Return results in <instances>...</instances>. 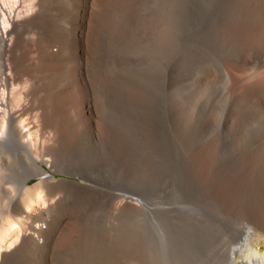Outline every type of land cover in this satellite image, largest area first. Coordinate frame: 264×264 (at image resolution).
<instances>
[{
    "label": "rangeland",
    "instance_id": "374dc122",
    "mask_svg": "<svg viewBox=\"0 0 264 264\" xmlns=\"http://www.w3.org/2000/svg\"><path fill=\"white\" fill-rule=\"evenodd\" d=\"M252 1L128 0L118 31L105 41L113 77L83 90L91 127H64L60 140L36 154L51 156L56 173L29 181L34 187L54 176L84 186L63 182L54 207L62 221L73 212L75 231L59 239L60 248L50 241L24 246L2 264H236L248 253L233 257L246 233L247 248L264 255V233L246 222L264 213V172L257 170L264 161V89L239 95L242 82L257 80L264 68L243 80L227 72L259 42ZM3 11L2 29L4 19L20 22L35 8L32 0H6ZM65 83L50 95L68 93ZM74 95L58 122L80 110ZM38 99L52 109L43 92ZM10 147L2 148V209L20 199L29 165L23 150ZM115 194L141 203L143 215L117 208ZM37 215L43 228L53 218L50 210ZM20 218L26 230L32 220Z\"/></svg>",
    "mask_w": 264,
    "mask_h": 264
},
{
    "label": "bare ground",
    "instance_id": "6f19581e",
    "mask_svg": "<svg viewBox=\"0 0 264 264\" xmlns=\"http://www.w3.org/2000/svg\"><path fill=\"white\" fill-rule=\"evenodd\" d=\"M0 3L6 6V0H0ZM32 3L35 8L33 13L20 22L15 18L10 21L4 19L5 26L0 28V264L11 253L24 246H38L41 242L50 241L54 248H60L59 239L75 231V221H72L75 218H71L73 212L68 211L65 214L68 219L62 221L61 215L54 207L63 197V182L84 186L68 180L57 181L54 176L44 177L34 187H30L29 181L37 176H46L50 172L52 175L56 173L51 156L36 154H42L51 140H60L65 134L64 127H91V99L83 90L90 87L95 90L99 84L112 79L108 44L105 41L118 31L120 12L128 4V0H68L66 4H63V0H32ZM3 5H0V15ZM249 8L255 10L254 26H257L259 42L257 47L248 54H242L235 60V64L227 67L230 76L237 72L241 80L244 79L243 75H248L249 70L264 68V0H253ZM62 20L66 22V26L61 24ZM56 46H60L61 50L55 51ZM59 79H62L61 82ZM64 80L68 89L73 91L65 93L64 89L51 96V91ZM70 85L80 87V92L77 93L69 87ZM256 89H264L263 70L258 74L257 80L242 82L239 95L241 97L250 94ZM40 91L49 97L44 104L53 105L51 110L50 107H44V110L37 104V100L40 101ZM75 92L79 98L77 106L79 105L80 110H74L70 117L58 122L59 115L69 112L65 108L70 104L69 98ZM35 116L38 122L33 120ZM7 145L13 146L10 147L12 149L23 150L28 155L29 165L20 186V199H11L2 209V189H5L2 148ZM201 165L205 171L208 169L204 157L201 158ZM257 170L260 174L264 172V161L258 164ZM85 185L93 187L90 184ZM224 189L225 187H222L220 190ZM112 197L121 199L117 207L121 208L120 210L134 212L136 209L143 215L141 203L120 194ZM145 209V215L149 216L151 209L147 205ZM48 210L53 218L49 225L43 228L38 224L40 219L38 215L35 217V213L45 214ZM2 217L6 219L5 222H2ZM20 217L32 220L26 230V223L24 224ZM58 221L59 223H56ZM246 222L264 233V213L251 214ZM247 237L246 233L239 246L233 250V257H236V250L248 252L239 253L241 259L236 264H264V255L251 252L247 248Z\"/></svg>",
    "mask_w": 264,
    "mask_h": 264
}]
</instances>
